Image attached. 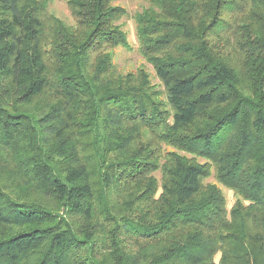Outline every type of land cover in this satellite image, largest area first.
Here are the masks:
<instances>
[{"label": "trees", "instance_id": "16d2710c", "mask_svg": "<svg viewBox=\"0 0 264 264\" xmlns=\"http://www.w3.org/2000/svg\"><path fill=\"white\" fill-rule=\"evenodd\" d=\"M64 1L0 0V264H264V0H146L158 82L117 0Z\"/></svg>", "mask_w": 264, "mask_h": 264}, {"label": "rangeland", "instance_id": "374dc122", "mask_svg": "<svg viewBox=\"0 0 264 264\" xmlns=\"http://www.w3.org/2000/svg\"><path fill=\"white\" fill-rule=\"evenodd\" d=\"M47 14L54 15L62 20L65 24L72 25L74 23L71 12L64 0H46ZM117 4L122 6L127 11V16L122 18L119 23L126 33L129 43L128 48L117 47L112 52L113 64L121 73L135 72L139 68H143L151 77L153 82H158L151 64H149L140 54L139 46L135 34L134 14L147 5L146 0H117ZM207 182H214L213 178H208ZM225 198L226 206L229 209L235 196L232 191L221 188ZM217 259V257H216Z\"/></svg>", "mask_w": 264, "mask_h": 264}]
</instances>
